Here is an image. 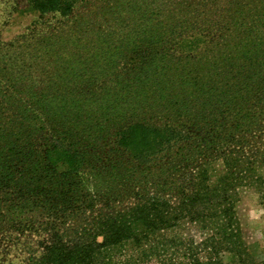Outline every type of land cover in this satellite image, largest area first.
<instances>
[{
    "label": "trees",
    "instance_id": "trees-1",
    "mask_svg": "<svg viewBox=\"0 0 264 264\" xmlns=\"http://www.w3.org/2000/svg\"><path fill=\"white\" fill-rule=\"evenodd\" d=\"M247 1L102 0L103 56L6 70L0 264L34 233L24 264H261L236 206L264 166V58L224 53L252 28ZM27 2L23 36L58 38L91 0Z\"/></svg>",
    "mask_w": 264,
    "mask_h": 264
},
{
    "label": "rangeland",
    "instance_id": "rangeland-1",
    "mask_svg": "<svg viewBox=\"0 0 264 264\" xmlns=\"http://www.w3.org/2000/svg\"><path fill=\"white\" fill-rule=\"evenodd\" d=\"M27 6V0H0V70L5 68L0 74V80L4 77V73L6 74V70L8 73L19 71L25 68L26 63L32 64L45 57L60 56L73 63L79 58L78 56L89 60L87 58L96 51L99 52V56H103L100 49L114 42L115 18L105 13L106 8L110 6L105 7L102 0H91V3L83 9L86 15L81 17L80 23H76L74 28H65L58 38H51L50 34H44V37L38 33L23 36L28 26L37 19L36 15L25 12ZM243 9L249 23L253 24L252 28L241 35L242 41L237 40L234 35L229 37L227 42L231 44L224 53L233 54L236 52L237 44H240L243 49L238 54L243 56L252 54L253 59L264 58V0H249L245 2ZM91 19L93 26L90 27ZM79 25L85 27L84 35H80L76 29L75 26ZM92 58L95 59V56ZM213 168L215 179L223 169L222 162L216 161ZM257 177L259 180H253L250 186H242L236 212L250 253L258 263L262 264L264 263V166L258 169ZM40 240V235L35 233L24 235L18 248L13 250V256L18 258L16 263L24 264L31 253H37ZM112 256L115 260L114 252ZM225 261L228 263L230 258H225Z\"/></svg>",
    "mask_w": 264,
    "mask_h": 264
}]
</instances>
